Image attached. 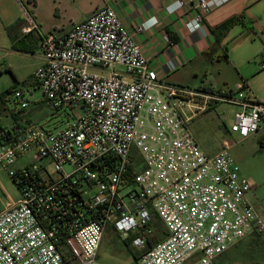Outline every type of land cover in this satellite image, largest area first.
<instances>
[{"label": "built area", "instance_id": "2783aa9c", "mask_svg": "<svg viewBox=\"0 0 264 264\" xmlns=\"http://www.w3.org/2000/svg\"><path fill=\"white\" fill-rule=\"evenodd\" d=\"M230 1L198 0L186 28L196 32ZM185 5L177 0L167 10ZM28 23L26 34L40 33L29 13ZM156 24L153 17L137 32ZM39 35L35 80L54 110L73 117L53 131L26 124L0 132V165L20 192L0 210V264H102L110 229L139 250L141 264H217L251 235L264 245V215L248 201L254 186L234 166L232 144L209 156L189 128L225 103L239 109L231 133L256 135L264 104L245 82L216 91L160 78L109 6L62 36ZM12 94L15 112L28 109L23 92Z\"/></svg>", "mask_w": 264, "mask_h": 264}, {"label": "crops", "instance_id": "0c3cea01", "mask_svg": "<svg viewBox=\"0 0 264 264\" xmlns=\"http://www.w3.org/2000/svg\"><path fill=\"white\" fill-rule=\"evenodd\" d=\"M24 1L28 2L29 9H26ZM175 1L15 0L18 7L21 4V15L18 22L11 25L15 29L8 35L10 51L35 56L38 59L37 70L42 63L41 53H37L39 34L53 32L56 36H62L101 8L109 6L116 10L121 22L135 35L151 68L157 71L160 78L173 84L216 91H232L238 84L245 82L247 90L259 103L264 104V0H231L214 8L205 16L201 28L194 33L188 31L186 24L193 19L198 0H184L186 5L171 13L167 8ZM28 13L37 23L40 33L24 32L29 27ZM153 17L157 20L155 26L137 32L139 25ZM236 18L239 21L229 29L221 28ZM51 19L69 20L71 23L69 26L44 24V21ZM166 36L174 41L175 46L169 47L165 43ZM35 72L32 75L34 79ZM3 92L0 89V94ZM8 98L5 96L0 100V109L6 105ZM8 117H11L10 123L0 125V132L29 123L26 111L12 110ZM263 130L264 124L256 135H260ZM248 201L257 206L252 192L248 195ZM256 237L251 235L230 249L248 240L252 244ZM250 243L246 247L247 254L253 256L255 253ZM220 257L217 258V264Z\"/></svg>", "mask_w": 264, "mask_h": 264}, {"label": "rangeland", "instance_id": "374dc122", "mask_svg": "<svg viewBox=\"0 0 264 264\" xmlns=\"http://www.w3.org/2000/svg\"><path fill=\"white\" fill-rule=\"evenodd\" d=\"M17 2V1H16ZM15 0H0V89L6 91H21L25 94L30 105L26 109L28 124L48 131L62 129L72 119L73 115L64 110L56 111L47 102L37 82L32 78L38 66V59L31 54L15 53L11 50L9 32L12 23L18 22L21 15ZM26 9L28 2L24 1ZM22 10V9H21ZM69 20L51 19L44 24H57L69 26ZM53 33V32H51ZM37 53H41L39 49ZM38 55V54H36ZM13 95V94H12ZM13 108L6 102L0 109V125L10 123V113ZM238 107L229 104H218L208 112L198 116L189 128L201 149L209 156H214L223 149L224 141L230 142L229 151L234 166L242 177L254 186L252 194L257 206L254 209L264 215V130L260 135H254L246 140H241L237 134L231 133L235 113ZM9 118V119H8ZM263 137V138H262ZM31 156H27L11 170L21 168L24 163H29ZM20 192L13 183L8 172L0 165V210L4 209L9 200H18ZM154 224L157 228L162 226L157 214L153 213ZM250 243L244 241L238 247L228 250L218 259L219 264H264V248L258 236ZM262 242V244H261ZM118 235L110 229L105 234L98 259L102 264H141L139 250L130 248ZM253 247L255 255L247 254V246ZM255 245V246H254Z\"/></svg>", "mask_w": 264, "mask_h": 264}, {"label": "trees", "instance_id": "16d2710c", "mask_svg": "<svg viewBox=\"0 0 264 264\" xmlns=\"http://www.w3.org/2000/svg\"><path fill=\"white\" fill-rule=\"evenodd\" d=\"M238 21H239V20H238L237 18L234 19V20H230L229 22H227L226 24H224L223 26H221V28L229 29L230 27H232V26H233L235 23H237ZM13 92H14V91H13L12 88H10V89L4 91L2 94H0V100H2V98L5 97V96H6V97L10 96ZM13 183H14V182H13ZM158 230H159V232H161V233H165V230H164L163 225L160 226V227L158 228Z\"/></svg>", "mask_w": 264, "mask_h": 264}]
</instances>
